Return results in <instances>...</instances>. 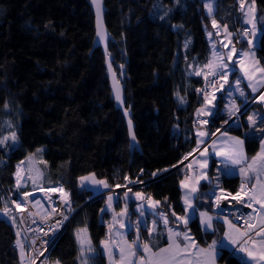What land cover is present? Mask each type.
I'll return each instance as SVG.
<instances>
[{
  "label": "trees",
  "instance_id": "1",
  "mask_svg": "<svg viewBox=\"0 0 264 264\" xmlns=\"http://www.w3.org/2000/svg\"><path fill=\"white\" fill-rule=\"evenodd\" d=\"M238 1L215 0L214 15L233 34L243 27ZM104 4L105 26L113 39L108 43L111 65L123 76L125 107L130 108L139 146L132 153L124 117L110 96L104 55L100 48H92L94 16L89 0H0V140H4L0 183L7 165L47 150L54 141L82 134L64 183L75 214L53 243L50 264H81L85 259L88 264H107L100 241L106 234L108 213L101 210L108 197L90 200L93 191L79 186L70 177L71 170L105 181L107 188L124 184L125 177L143 182L132 187L127 199L126 191L116 192L113 207L119 211L124 203L131 218L137 214L129 197L133 192L159 201L156 211L169 223L183 213L179 182L185 172L178 163L196 147L195 113L202 103L196 88L203 81L196 72L203 73L211 58L202 0H104ZM254 6L261 31L255 56L264 66V0H255ZM217 102L216 115L206 125L209 134L229 119L222 112L223 98ZM255 105L252 101L245 109ZM263 121L260 118L251 127L243 119L240 127L230 121L223 128L243 133L246 154L251 156L264 134ZM215 168L212 159L209 179L200 183L195 198L209 210L213 189L233 191L238 182L225 175L218 182ZM5 204L0 188V207ZM187 226L202 242L197 218ZM85 228L81 237L91 241L95 252H87L85 243V255L78 259L77 230ZM138 230L145 237L146 229L139 225ZM12 240L13 227L0 218V264L18 262ZM220 261L245 264L226 251Z\"/></svg>",
  "mask_w": 264,
  "mask_h": 264
},
{
  "label": "snow or ice",
  "instance_id": "2",
  "mask_svg": "<svg viewBox=\"0 0 264 264\" xmlns=\"http://www.w3.org/2000/svg\"><path fill=\"white\" fill-rule=\"evenodd\" d=\"M94 3H96V9H97V20H98V28L101 27L100 23V4L97 2V0H94ZM254 3L255 0H253V5L248 8L247 11H245V4L244 0H240V10L244 13L246 19L245 23H253L252 20L247 19L249 14L251 13L253 15V19L255 18L254 12ZM205 7L208 9L209 14L212 12V5L206 4ZM213 27H217V22L215 19L212 21ZM255 28V26L253 25ZM225 32L227 35H231V33L227 32V26H224ZM219 34V33H217ZM243 36L248 35V30L244 29V31L241 33ZM98 36H100V39L103 40L104 37L101 34L100 31L97 33ZM211 36V33H209ZM239 42V41H237ZM231 43V41H229ZM249 47L252 46V41L249 42ZM187 47V45H185ZM215 47V46H214ZM222 47H228V45H222ZM236 52L235 48L230 49L227 59L232 60V54ZM241 57L244 56H255V53L248 51V52H242L240 53ZM213 57L215 58V61L210 60L208 64L205 66L210 69V71L205 75V79L207 80L209 76L211 77H219L221 79H224L225 83H227V76L228 73L226 71H220L221 69H227L228 64L223 61V54L220 53L218 50L213 51ZM110 70H111V66ZM243 70V69H242ZM260 73L264 74V68L257 69ZM202 73L198 70L196 72V75H201ZM247 75V73H246ZM264 78V77H262ZM251 79V77H249ZM212 84L216 83V80L213 79L211 81ZM237 84H239V81H237ZM250 87H252V91L256 92L257 89L254 85L250 84ZM223 84H221L220 88L223 89ZM116 91V99L117 101H121V96L119 92V88L116 87L114 89ZM219 90V89H218ZM197 91H203L201 89H198ZM236 91L240 92V96H244V92L241 91L239 88L236 89ZM229 96L232 95V92L229 91ZM212 99H215V96L213 95ZM261 100L264 101V95L261 96ZM211 105V100H209L207 94H205V106L197 109V115H206V116H215L216 113L212 111V108L209 107ZM227 107V106H226ZM240 109L235 105L233 102L231 107H228V113H229V120H225L224 123L228 124L232 117L237 115V112H239ZM125 115H127V111L125 112ZM262 120H264V117H261ZM249 126H254L256 124V117L255 116H249L248 117ZM201 124H207L209 123L208 120H202L199 121ZM132 129V123L131 120H129V132L130 135ZM220 129H217V132H220ZM262 133H264V129L260 130ZM197 135L199 137H203L207 135L205 132H198ZM212 135H215V133H212ZM221 135H226V133L221 132ZM135 139V136L132 137ZM8 139L5 137V140ZM17 137L15 132L11 135V140L16 141ZM231 146L227 152H217L216 155L223 156L226 163L225 168H227L228 164H231L233 166L241 165L240 167V175L243 178L241 183L240 192L236 193V195L233 197V199H236L238 203L243 202L241 199V193L244 194L248 198V205L251 207V202H255L259 204V216H260V226L252 224L250 221H246L247 227L244 231H240V229L233 224L231 221L225 219L224 223L228 225V228L230 231H225L224 233V240H227L229 244H231L234 249H238L239 252L245 253L248 257L249 264H262L264 262V180L261 179L262 176H264V140L261 141V151L257 154V156L252 158V161L247 164V166H243L242 162L244 161V154H243V141L236 137H231ZM203 141L198 140L197 143H202ZM4 140H0V144H3ZM215 143V142H213ZM39 151V150H38ZM204 153H201L203 155ZM190 155V154H189ZM187 159V157H185ZM207 165V161H204L203 166ZM42 173H38L35 178L29 176V179L33 180V183L35 184L36 181L40 178ZM155 176L156 173H153ZM17 187L21 186V180H22V174L20 170V166H17ZM255 179L256 183H253L251 185L250 189L246 190V185L251 181V179ZM127 179V177H125ZM199 179H207V176L205 174H201ZM199 179L196 181L195 184L187 185L184 181H181V187L188 189L184 196L182 197L184 204H185V217H177V220H183L184 224L187 225L188 219L186 218L189 209L194 210L193 205V199L196 197L194 194L198 191V184ZM91 181L93 184H100L103 185V187L107 188L109 185L102 180H96L94 177H80L81 186L84 185L86 181ZM119 187V185H118ZM52 191H59L62 193V199L65 204V206H68V193L65 192L63 187H60L59 189L53 188ZM131 191V189H129ZM223 192V190H221ZM25 195H28L27 193ZM228 195H231L230 193ZM135 196L137 199H143L144 197L141 196V193H135ZM259 196V199L257 197ZM128 192H125V198L127 199ZM149 200H151V197H148ZM220 197L216 198V207L219 208L220 204ZM113 197L109 195L107 206L108 208L112 207ZM37 205H39V201L36 202ZM159 204V201L153 202L150 206L154 207L155 205ZM16 208L21 209V204L16 203ZM22 210V209H21ZM102 212L105 211V209L101 210ZM254 211H256L254 209ZM3 213L5 216L9 215V209L5 208L3 210ZM57 210L56 208H52L51 213H46L45 217L42 218V222L44 220H51L53 218L52 214H56ZM60 216H62V219L56 220L55 223L51 224L50 230L53 232L63 226L64 222L68 220V216L64 215L63 213H58ZM126 214V210L124 213H121L120 215ZM143 214V213H142ZM29 215H32L30 212ZM175 215V213H173ZM162 219L164 221L165 226L168 225L169 221L166 215L161 214ZM201 225L205 231L207 230H214L213 229V217L209 215L207 212H201ZM239 218V217H238ZM117 215L114 214L113 216V222H116ZM35 222V221H33ZM121 227H124L123 224H121ZM139 227V225H138ZM41 232L44 233L45 236L48 235V232H44V230L41 228ZM86 228L85 229H78L77 230V240L79 241L81 245L80 250V257H83L85 255L84 250V244H88L87 252L94 253L95 249L91 246V241L86 239V236L84 238L81 237L82 233L86 234ZM111 233V227L109 229ZM155 229L149 230V235L151 236L152 232H154ZM238 233L237 238H233L232 232ZM19 236V233H17ZM183 237L182 240L178 239L179 237ZM254 237H259V240L255 239ZM111 240V237H109V240L101 241V245L104 247V251L109 256L110 264H114L113 258L115 256V253L113 251V248L111 246V243L109 242ZM17 245L21 247V251L23 254V245L21 244V241L18 239L16 241ZM112 243H115L112 241ZM126 247H120L119 248V264H216V260L220 258L217 253V244L218 241L213 240L212 244L208 245L207 248H201L196 244V241L191 238V236L188 233H181L174 231L171 228H168V244L167 247H161L156 251H153V248L150 247L149 243H141L139 241V236H137V239L132 241L131 243H128L127 241L124 242ZM257 244L259 245L257 247ZM56 264H59V261L56 262ZM81 264H88V261L82 260Z\"/></svg>",
  "mask_w": 264,
  "mask_h": 264
},
{
  "label": "crops",
  "instance_id": "3",
  "mask_svg": "<svg viewBox=\"0 0 264 264\" xmlns=\"http://www.w3.org/2000/svg\"><path fill=\"white\" fill-rule=\"evenodd\" d=\"M244 27H247V26H244ZM210 60L215 61V58L212 57V53H211ZM240 64H245L246 66L248 65V67H250L251 69L256 71V73H249L248 72V74H249L248 75V81H247L248 85H249V76L251 74H257L258 73L259 75H262V73H260L257 69L263 68L264 66L260 63V61L258 60L257 57L254 58L251 56L249 58V56H248V59L244 60ZM222 70L223 69H221L220 71H222ZM209 71H210V69L206 68V70L204 72L206 73ZM247 71H249V70H247ZM262 83H263V80L261 79L257 84L254 85L256 87L257 91L253 92L251 90V93L256 94V93L260 92L259 90L262 86ZM263 88H264V84H263L262 89ZM224 91H225V89H224ZM213 95L215 96V99H212ZM218 95L219 94H217V93H209L207 95L209 100H211V105H209V107L212 108L213 112H215V110L218 106L217 99L219 97H221V95H219V96ZM250 95L251 94H248V96H247L248 98L244 99L243 97H240L239 95L235 94L232 96V103L234 102L235 105L240 109L245 104H248V103L254 101L257 104V105H255L254 109L259 112V115L256 116L257 117L256 123H257V121L263 116V113H264V101H262V100L257 101V98L256 99L253 98L255 95H253L249 98ZM239 101H241V104H239ZM204 106H205V99L202 100L201 105L197 109H200ZM222 106H223V102H222ZM246 109H248V108H246ZM246 109L242 112L241 115H239L238 118L235 117V119L237 118L236 121H238V123L235 124V119H234L231 121V124L235 125L236 127H240L242 125V122H241L242 119L244 120V112L246 111ZM227 110H228V108H227ZM224 114L226 115V113H224ZM227 115L229 116V114H227ZM209 118H210V116H206L203 114L198 116L197 110H196V113H195L196 147L194 148L193 152L190 153V157L188 158V162L183 166L184 172H186L189 175V177L186 178V177L182 176V178L179 182L183 213L179 216L178 215L175 216L174 222L168 223V225L165 226L164 221H163L162 216H161L162 213H158L156 211L157 205H155L154 207L150 206L153 202H155V200L154 199L152 200V198H151V200H149L148 197H145L143 194H141V196L144 197L143 199H137V197L135 196V193H139V192H133L132 194H130L129 197L135 201L134 208L137 211V214L135 215V219L139 225L143 226V228L146 229V235H145V237L142 236L138 229L133 231V233L130 235L129 226H128V223L126 220H123L121 222H117V220H116V222H113L114 214H116L117 217L120 216L122 219H125L129 215L128 210L126 209V205L123 203L121 206V209L119 211H117L113 207L114 203L118 199L117 194L113 193L111 195L113 197V202H112L111 208H108V206H107L108 198L106 199V204L104 206V209H105L104 212L108 213V215H107L108 217L105 219L106 234L101 239V241L109 240V237H111V240L109 242L111 243V246H112L113 251L115 253V256L113 258L114 264H119V248L120 247H126L124 242L127 241L128 243H131L132 241L137 239V236H139V241L141 243H149L150 247L153 248V251H156L161 247H167V244H168V228H171L177 232L188 233L191 236V238L196 241V244L201 248H207L208 245L212 244L213 240H216V241H218L217 253H218L219 257L221 256V254L224 251L232 252V253H235L238 255H243V262L245 264H249L248 257L245 253H241L238 251V249H234V247L231 244H229L227 240L223 239L225 231H230L228 228V225L224 223L225 219H227V218H224V217L215 218L209 209H206L204 207H200L196 203V200L193 199L194 210L189 209V213H188L186 218L188 219V223L192 218H194V217L197 218L198 224L200 226V229H201V231L203 233V237H204L202 242L199 241L194 236V234L190 231L189 227L184 224L183 220H177V217H185L186 216V214H185V207L186 206L184 204L182 197L184 196L185 192L188 189L181 187V181H184L187 185H189V187H191V185L195 184L196 181L200 178L201 174H205L207 176V179H199V184H198V189H199L200 183L203 181H207L209 179L208 170H209L210 162L212 159H214L215 163H216L215 170L217 172L216 175H217V179H218L217 181L218 182H220L219 179L223 175L228 176V177H236L238 179L242 178L240 175L241 165L233 166L231 164H228L227 168H225L226 161H225L224 157L216 155L217 152H227L229 150V148L231 146V141H230L231 137H236V138H239L240 140L243 141V154H244L245 159L242 162V165L245 167L247 166L248 163H250L252 161V158L257 156V154L261 151V141L264 140V134L259 139L258 149L255 152V154L248 156L246 154V151H245L243 133L241 135L232 134V133H229L228 131H226V129H224V128L223 129L219 128L221 130L220 132H217V130H216L214 132L215 135L209 134L208 129L206 128L207 124L199 123V121H202V120H208L209 121ZM247 124L249 125V123H247ZM263 127L264 126H262L261 128H263ZM198 132H205V133H207V135H205L203 137H199L197 135ZM221 132L226 133V135H221ZM245 132L246 131H244V133ZM62 139H65V138H62ZM198 140H201L203 142L198 144L197 143ZM213 142H215V143H213ZM201 153H204V154L201 155ZM204 161H207V165L202 167V165L204 164ZM72 172L76 175V172L74 170H72ZM70 177H72V176L70 175ZM261 179L264 180V176H262ZM253 183H256L254 178L251 179V181L248 183L249 188H251V185ZM90 187H91L90 188L91 191H97V190L105 189V187H103V185L93 184V183H91ZM196 195H197V192L194 194V196L196 197ZM257 199H259V196L257 197ZM256 205H257V211H256V218H255L254 225L260 226V216H259L260 206L257 203H256ZM125 210H126V214L120 215L121 213H124ZM201 212H207L209 215H211L213 217V229L214 230L210 229V230L205 231L203 229V227L201 225V217H200ZM139 216H142L143 219H140ZM121 224H123L124 227H121ZM233 224H235V223H233ZM110 227H111V233L109 231ZM150 229H155V231L152 232L151 236L149 235ZM231 234H232L233 238H237V236H238V233H236L234 231ZM254 238L259 240V237H254ZM178 239L182 240L183 237L181 236ZM101 241H100L101 250L106 256L107 264H110L109 256L104 251V247L101 245ZM112 241H114L115 243H112ZM258 246L259 245L257 244V247ZM216 264H225V263L221 262L220 258H218L216 260ZM262 264H264V262H262Z\"/></svg>",
  "mask_w": 264,
  "mask_h": 264
},
{
  "label": "built area",
  "instance_id": "4",
  "mask_svg": "<svg viewBox=\"0 0 264 264\" xmlns=\"http://www.w3.org/2000/svg\"><path fill=\"white\" fill-rule=\"evenodd\" d=\"M244 29L249 31L247 27L243 26L241 30L244 31ZM213 79L216 80L215 84L211 83ZM221 84L224 86L223 89L220 88ZM225 85L226 83L224 79H221L219 75L217 77L209 76L207 80L205 79V75H203L202 84L196 88V92L198 96L204 100L205 94H218L223 92ZM198 89L203 91H197ZM246 106L247 104L240 108V111L237 113L240 114ZM234 118L235 116L232 117L230 121H232ZM225 125L227 124H224L221 129H223ZM189 154L190 153L184 155L178 165H183L190 157ZM185 157H187V159H185ZM38 164L39 171L42 173L41 183L38 186H27L26 184H21L20 187H17V184L12 182L9 184L4 183V181L0 183L1 191L6 199V204L0 207V218L7 220L13 227V240L11 241L10 245L17 252V264H49L48 253L53 243L62 232L65 225L69 223L75 214V211L70 206V202L68 203V206H65L62 199V193L51 190L53 188L59 189L60 187H63L64 189V183L68 178V164L64 154L60 151L47 149L39 154ZM183 176L186 178L189 177L186 172L183 174ZM242 180L243 178L238 179L236 188L233 191L224 188L213 189L210 193V212L215 218H227L229 221L235 223L241 231H244L247 227L246 221H250L252 224L255 222L257 211L256 203L251 202V207L247 206L249 201L243 193V199L247 207L245 211H239L234 206L230 205L228 201L226 202L228 198L234 197L236 193L240 192ZM142 183L143 182L126 179L125 183L119 187L114 186L112 188L93 191L90 199L97 197H109V195H112L117 190L125 191L126 189H131L133 186ZM247 189H250L248 184L246 185V190ZM221 190H223V192ZM65 192L67 191L65 190ZM26 193L28 195H25ZM229 193L231 195H228ZM217 197H220L219 208L216 207ZM37 201H39V205H37ZM16 203L21 204L22 210L16 208ZM5 208L9 209L8 216H5L3 213ZM52 208H56L57 213L52 214L53 218L51 220H44L42 222V218L45 217L46 213H51ZM254 209L256 211H254ZM30 212L32 215H29ZM58 213H63L69 218L64 222L63 226L53 232L50 230L49 226L55 223L56 220L62 219V216H60ZM123 220L127 221L130 232H133L139 228V224L134 218H131L130 215H128L125 219H122L120 216L117 217V222H121ZM41 228L44 230V232H48L47 236H45L44 233L40 231ZM17 233H19V236ZM18 239L23 245V254L21 247H19L16 243ZM229 254L234 256L240 262H243V255H238L232 252H229Z\"/></svg>",
  "mask_w": 264,
  "mask_h": 264
},
{
  "label": "rangeland",
  "instance_id": "5",
  "mask_svg": "<svg viewBox=\"0 0 264 264\" xmlns=\"http://www.w3.org/2000/svg\"><path fill=\"white\" fill-rule=\"evenodd\" d=\"M206 4L212 5L211 14H209L208 9L205 7ZM244 4H245V11H247L248 8L253 5V2L251 0H244ZM202 6H203V11H204L205 15L208 17L207 22H205L203 24V28H204V32H205V37H206L208 44L210 46V51L212 53V57H213V51L218 50L220 53L223 54V61L228 64V68L222 70V71H226L228 73V76H227V83L225 85V91L222 92V94H221V97L223 98L222 112L226 113V115H227V114H229L227 108L231 107V105H232V96L235 94L240 96V92L236 91L237 88H239L241 91L244 92L245 95L240 96V97H243L244 99L248 98L247 97L248 94H251L249 96V98L251 96L255 95L253 98L254 99L257 98V101H259V100H261V96L264 95V88L262 89L263 84H264V78H262V77H264V74L259 75L257 73V74H251L249 76V77H251V79H249V85L250 84L255 85L261 79L263 80L262 86L259 90L260 92H258L256 94H252L251 93L252 87H250L247 84L248 75H249L248 72L249 73H256V71L251 69L250 67H248V65L246 66L245 64H240L244 60L248 59V56L241 57L240 53L248 52V51L255 53L256 47H257L258 42H259L261 31H260V27L258 26L257 19H256V10L254 12V16H255L254 19H253V15L251 13L247 17V19L252 20L253 23H245L246 17L244 15V13L240 10V0L238 1V9L241 11L242 24H243V26H247L249 28V31H248L247 36H243L241 34L243 32L242 30L237 32V33H234V34H236V41H239V42H236L234 40L233 32L228 31V29H227V32L231 33V35L230 36L227 35V33L225 32V29H224V25L221 24L219 19H217L216 16L214 15L215 0H202ZM254 8H255V6H254ZM213 19H215L217 22V27H215V28L213 27V24H212ZM253 25L255 26V28L253 27ZM209 33H211V36L209 35ZM217 33H219V34H217ZM250 40L252 41L251 48L249 47V43H248ZM229 41H231V43H229ZM243 42H245L246 45H242ZM222 45H228V47H222ZM232 48H235L236 52L232 54V60H228L227 55H228L230 49H232ZM250 57L251 56H249V58ZM255 57L256 56H254V58ZM247 70H249V71H247ZM204 71H203L202 75L208 73V72L205 73ZM234 71H235V74L233 75ZM246 73H247V75H246ZM237 81H239V84H237ZM229 91L232 92L231 96H229V94H228ZM244 110H245V108H244ZM257 115H259V112L257 110H255L254 107H250V108L246 109V111L244 112V120L247 123H249L248 117L249 116H255L256 117ZM235 117L238 118L239 114L237 113V115ZM236 119H235V124L238 123V121H236ZM81 137H82V134H75L72 136H67V138L64 137L65 139L57 140V141L50 143L48 145V149L62 152L64 154V156L66 158V162L68 164L69 161H71V159L74 156L76 144ZM40 152H41V150H39V151L37 150L35 152L29 153L25 157L15 161L14 163H12L10 165H7L4 169V173H5L4 183L9 184L12 182V183L17 184L16 183L17 166H20V170H21V174H22L21 184H26L27 186L33 185L34 184L33 180L29 179L28 177L31 176V177L35 178L37 176V174L40 173L39 167H38V156H39ZM187 162H188V160L183 164V166ZM71 176L76 179L79 186H81L80 177H93L92 175L78 176V175H75L72 172V170H71ZM90 182H91L90 180L86 181L82 187H85V188L90 190V188H91ZM40 183H41V176L36 181L34 186L35 185L38 186ZM129 189H126L125 191L130 192ZM116 192H114V194H116ZM139 218L143 219L142 216H139Z\"/></svg>",
  "mask_w": 264,
  "mask_h": 264
},
{
  "label": "water",
  "instance_id": "6",
  "mask_svg": "<svg viewBox=\"0 0 264 264\" xmlns=\"http://www.w3.org/2000/svg\"><path fill=\"white\" fill-rule=\"evenodd\" d=\"M97 2L100 4V23H101V27L98 28V20H97V9H96V3H94V0H89V4L92 8L93 11V16H94V38H93V43H92V48H100V50L102 51L103 55H104V65L106 68V75L108 78V83H109V88H110V96L114 101V105L116 108H118L125 120L126 123V127H127V132H128V139H129V149L130 152L132 153L133 150H139V146L138 143L136 141V138L133 139V135H134V130H133V123H132V129H131V135L129 132V120L130 119V108L129 107H125V99H124V94H123V76L122 75H117V73L114 71V68L111 65V56L109 54L108 51V43L109 41H113L110 33L108 32L106 26H105V22H104V12H105V4H104V0H97ZM98 31L101 32V34L103 35L104 39L101 40L100 36L97 35ZM239 32V30H238ZM111 66V70L110 67ZM116 87L119 88V92H120V96H121V101H117L116 99V91L114 90ZM127 111V115H125V112ZM135 136V135H134ZM178 165H176L175 167H177ZM173 167V168H175ZM172 168V169H173ZM171 170V169H169ZM163 173H160V175ZM92 200V199H90ZM88 202V201H87ZM67 226V224L65 225V227ZM64 227V228H65ZM64 230V229H63ZM62 230V231H63Z\"/></svg>",
  "mask_w": 264,
  "mask_h": 264
},
{
  "label": "bare ground",
  "instance_id": "7",
  "mask_svg": "<svg viewBox=\"0 0 264 264\" xmlns=\"http://www.w3.org/2000/svg\"><path fill=\"white\" fill-rule=\"evenodd\" d=\"M241 199L243 200V202L238 203L236 199H233V197H230L226 200V202L228 201V203L232 206H234L236 209H238L239 211H245L247 209L244 199H243V194L241 193Z\"/></svg>",
  "mask_w": 264,
  "mask_h": 264
},
{
  "label": "clouds",
  "instance_id": "8",
  "mask_svg": "<svg viewBox=\"0 0 264 264\" xmlns=\"http://www.w3.org/2000/svg\"><path fill=\"white\" fill-rule=\"evenodd\" d=\"M40 154V153H39Z\"/></svg>",
  "mask_w": 264,
  "mask_h": 264
}]
</instances>
